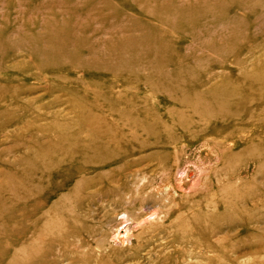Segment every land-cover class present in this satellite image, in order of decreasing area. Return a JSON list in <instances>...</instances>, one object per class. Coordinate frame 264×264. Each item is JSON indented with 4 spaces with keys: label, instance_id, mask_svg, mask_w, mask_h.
Instances as JSON below:
<instances>
[{
    "label": "rangeland",
    "instance_id": "rangeland-1",
    "mask_svg": "<svg viewBox=\"0 0 264 264\" xmlns=\"http://www.w3.org/2000/svg\"><path fill=\"white\" fill-rule=\"evenodd\" d=\"M96 136L116 165L57 193L68 248L42 215L29 264H264V0H0V264H24V159Z\"/></svg>",
    "mask_w": 264,
    "mask_h": 264
},
{
    "label": "bare ground",
    "instance_id": "bare-ground-1",
    "mask_svg": "<svg viewBox=\"0 0 264 264\" xmlns=\"http://www.w3.org/2000/svg\"><path fill=\"white\" fill-rule=\"evenodd\" d=\"M97 137L99 136L83 143L79 141L78 149L75 151L73 148L66 147L59 142L51 149H44L43 147L38 148L30 156L24 159L23 164L25 170L22 175L21 184L23 190L22 201L24 211L23 239L25 240V246L22 249L24 264H29L31 261L29 239L26 237L30 232H33L36 234L33 243L35 245L38 244L39 237L37 236V233L39 231L42 215L46 217L47 214V217L45 218V230H48V232L57 230L56 233H52L55 235L51 238L49 252L53 254L56 250L58 253H61L66 250V247L68 248L67 240H65L64 237H61V235L58 236L62 231L59 229L60 223L66 218L68 213H72L73 215L82 209V200L78 198H75L74 200L72 199L76 197L77 194L84 192V190L90 189L91 187L88 186L90 185L89 182L87 183V181L84 180L77 181V178L83 174H88L95 170L106 169L116 165L117 161L113 159V157L102 154L101 150L108 144V141ZM63 142L66 141L63 140ZM57 179H60L58 180L60 186L53 188L51 185L52 183L57 182ZM43 181H46L50 187L47 189L43 188L42 185L45 184ZM74 182L75 187L71 192L72 199L61 200L60 202L48 206L57 196V193L68 190L69 184L71 185ZM119 193L120 192L117 191V189H109L107 187L99 189L95 194L88 195L87 198L91 203L94 202L95 198H97V201L104 202L106 199L118 196ZM46 209H48V211L44 212ZM154 215H157V212H153L152 216ZM123 219L125 223L129 220H137L136 224L138 227H145L150 224L148 219H141L140 216L133 218L130 217L129 214H124ZM126 227H128V225ZM125 232L126 238H129V228H127ZM123 242H125V240ZM85 244L86 243L82 241L81 246L85 247ZM75 247V251L80 250L78 249L79 245L77 243L75 244ZM74 250H72L73 253H75ZM33 253H38V250H35Z\"/></svg>",
    "mask_w": 264,
    "mask_h": 264
}]
</instances>
